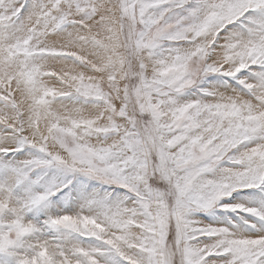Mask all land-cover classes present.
I'll return each mask as SVG.
<instances>
[{
  "label": "snow or ice",
  "instance_id": "snow-or-ice-1",
  "mask_svg": "<svg viewBox=\"0 0 264 264\" xmlns=\"http://www.w3.org/2000/svg\"><path fill=\"white\" fill-rule=\"evenodd\" d=\"M0 264H264V0H0Z\"/></svg>",
  "mask_w": 264,
  "mask_h": 264
}]
</instances>
